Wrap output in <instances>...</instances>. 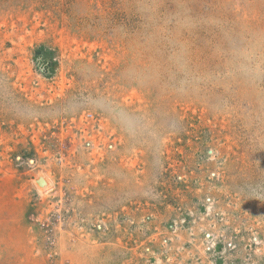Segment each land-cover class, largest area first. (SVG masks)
Masks as SVG:
<instances>
[{
    "label": "rangeland",
    "instance_id": "rangeland-1",
    "mask_svg": "<svg viewBox=\"0 0 264 264\" xmlns=\"http://www.w3.org/2000/svg\"><path fill=\"white\" fill-rule=\"evenodd\" d=\"M0 264H264V0H0Z\"/></svg>",
    "mask_w": 264,
    "mask_h": 264
},
{
    "label": "trees",
    "instance_id": "trees-1",
    "mask_svg": "<svg viewBox=\"0 0 264 264\" xmlns=\"http://www.w3.org/2000/svg\"><path fill=\"white\" fill-rule=\"evenodd\" d=\"M53 54V51L44 45H39L33 51L35 68L44 76H50L53 73L56 64Z\"/></svg>",
    "mask_w": 264,
    "mask_h": 264
}]
</instances>
